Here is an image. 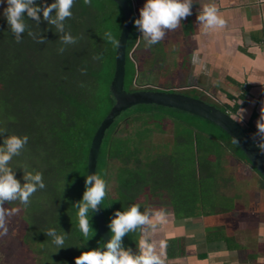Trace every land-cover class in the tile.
<instances>
[{"label":"trees","instance_id":"obj_1","mask_svg":"<svg viewBox=\"0 0 264 264\" xmlns=\"http://www.w3.org/2000/svg\"><path fill=\"white\" fill-rule=\"evenodd\" d=\"M126 1L133 8L131 0ZM72 13L65 21V31L78 38L73 45L62 44L63 34L43 19L36 25L30 18L25 22L36 39L26 31L17 43L3 11L0 15V129L29 138L9 166L21 183L25 169L42 173L46 186L30 197L27 207L19 201L5 205L22 211L27 226L23 241L35 252L38 264H75L81 252L103 243L93 214L94 235L87 241L82 236L73 204L84 192L92 137L116 101L110 87L116 46L105 39V33L111 32L118 41L123 16L108 0H92L91 6L74 0ZM134 13L125 56L123 88L127 92L150 89L141 87L146 74L130 57L141 37L133 24L137 19ZM41 37L44 43H37ZM61 48L65 50L60 52ZM205 102L232 115L226 109L229 106ZM163 120L170 122L172 132L177 127L172 133L173 150L167 154L150 152L151 143L150 147L146 144L149 134L162 133ZM3 139L0 136V144ZM225 152L264 181L235 142L209 121L160 105L129 106L105 131L97 157L96 174L108 187L114 184L101 204L107 229L115 211L146 197L167 201L176 220L214 213L220 206L218 197L225 198L220 189L226 182L221 172H216L222 168ZM50 228L67 233L64 248L57 250L52 238L46 236ZM129 234L123 242L129 241L127 246L132 250L139 233Z\"/></svg>","mask_w":264,"mask_h":264},{"label":"crops","instance_id":"obj_2","mask_svg":"<svg viewBox=\"0 0 264 264\" xmlns=\"http://www.w3.org/2000/svg\"><path fill=\"white\" fill-rule=\"evenodd\" d=\"M207 3L217 7L225 21L222 28L205 30L198 24L196 17ZM165 37L183 59L176 77L184 90L229 106L228 112L253 139L264 100V0H193L192 15ZM193 56L198 57L197 63ZM254 142L260 146L264 141ZM222 178L227 187L228 179ZM259 201L264 203L262 194ZM250 207L251 202L247 208L236 204L223 210L219 206L210 215L177 220L169 207L164 209L167 222L154 234H146L167 242L165 264H264V219L256 217ZM230 223L235 234L228 230ZM248 231H253L250 242Z\"/></svg>","mask_w":264,"mask_h":264},{"label":"clouds","instance_id":"obj_3","mask_svg":"<svg viewBox=\"0 0 264 264\" xmlns=\"http://www.w3.org/2000/svg\"><path fill=\"white\" fill-rule=\"evenodd\" d=\"M83 2L91 6L92 0H83ZM3 3L6 4L3 16L17 43L22 41L26 31L31 38L36 39L25 18L28 20L30 18L36 25H39L43 19L54 26L57 33L63 34L61 43L64 45L77 43L78 38L65 31V21L73 15L74 0H53L50 4L45 3L44 0H40L39 4L37 0H3ZM192 5L193 0H145L139 9V18L134 19L133 24L147 46L151 47L164 40L168 32L175 31L181 26L182 20L192 15ZM196 19L205 30L222 28L225 24L224 19L218 15L215 4L211 3L203 5ZM105 39L114 46L120 43L111 32L105 33ZM36 42L44 43L43 37ZM64 50V48L59 49L60 52ZM197 62L198 57L193 56V63ZM243 111L241 109V112ZM240 119H242L241 114ZM256 127L254 141H264V100L261 101L260 117ZM0 136L4 137L0 144V230H2L0 234H7L6 216L12 215L17 209L6 211L5 204L19 201L27 207L30 204V197L38 189H44L46 186L42 173L25 169L21 183L15 177V170L9 166L13 157L19 156L28 143V136L8 134L4 129H0ZM260 147L264 150V142L260 143ZM107 188L105 179L100 175L86 174L82 198L73 204V208L77 210L78 229L82 236L87 238L86 241L94 235L90 218L105 200ZM167 215L164 209L141 211L139 203L130 204L122 211H115L108 223L110 239L100 247L81 252L75 258V264H165L167 242L156 241L153 236L146 233L154 234L159 225L167 222ZM138 229L140 230L136 241L138 251L133 252L124 246L123 238L129 233L137 232ZM45 234L52 238L57 250L64 248L67 233L64 231L58 233L55 228H50Z\"/></svg>","mask_w":264,"mask_h":264},{"label":"rangeland","instance_id":"obj_4","mask_svg":"<svg viewBox=\"0 0 264 264\" xmlns=\"http://www.w3.org/2000/svg\"><path fill=\"white\" fill-rule=\"evenodd\" d=\"M130 2L134 9V5H137V13L135 11L134 12L135 16L139 18V9L143 6L145 0H131ZM5 6L6 4L3 3V0H0V15ZM177 34L178 33H176V35ZM175 48L176 47H174V49ZM174 49L172 48L169 39L166 37L160 43L152 45L151 47L147 46L142 36L139 38L130 54V57L135 61V66L139 68V71L141 73L143 72V75L146 74L144 75L145 77L143 78V82L141 84L143 86L141 87H149L150 89L156 87L157 89L179 92L191 97L198 96L211 104L214 103V105L219 107L218 102L213 100L212 103V100L210 101V97L204 94L200 95V93L193 92L192 90H184V84L179 83L176 77V67L179 63L180 69L183 68V59L180 57L181 54L179 56L177 53H174ZM154 121L150 120L149 122L153 123ZM161 124L163 132L154 133L152 136L148 133L149 138H151L146 144L150 147L149 144L151 143L150 152L167 154L173 150V147L170 150L172 133L175 134L177 127H175V130L173 129L174 132H172V128L168 120H163ZM145 154L147 156V152H145ZM220 165L222 168L217 169L216 172H218V174L221 172V176L227 178L229 183V185L227 184V188L224 186L220 189L221 193L228 194L225 195V198L218 197L217 201L219 202L221 209H232L231 207L233 205L236 206V204H240L243 208H247L250 202L255 201L261 196V194L264 196V181H262L260 178H255L252 175L251 170L243 164L238 163L229 152H225L222 155V163ZM113 186L114 184L110 183V186L107 188V190L112 192ZM139 204L143 205L142 209L144 211L146 209L149 212L152 209H169L170 207L167 201L162 199L158 200L155 197L141 198ZM259 205V209L263 211L264 204H262V201L259 202ZM5 209L6 211L17 209V211H15L10 216H6V226L8 231L7 234H0V264H38L37 257L34 254L35 252L30 248V245H27V243L23 241L27 226L22 220V211L18 207L10 208L6 205ZM249 222L251 224L253 223V220ZM231 226L232 224L230 223L228 224L229 228H227L230 233L235 234V231L231 228ZM210 227H208V229H211ZM252 232L253 231H248V241L253 234ZM138 233L139 229L137 230L136 234ZM136 241L137 237L135 236L134 242L136 243ZM128 242H123L126 248H129L127 246ZM136 248L137 247L135 246L132 248V250L135 249L138 251Z\"/></svg>","mask_w":264,"mask_h":264},{"label":"water","instance_id":"obj_5","mask_svg":"<svg viewBox=\"0 0 264 264\" xmlns=\"http://www.w3.org/2000/svg\"><path fill=\"white\" fill-rule=\"evenodd\" d=\"M108 1L117 5L123 16V25L118 38L120 43L116 46L114 73L110 82V87L114 91L116 101L106 117L101 121L92 137L87 154L86 174L96 173L97 157L103 136L115 118L129 106L150 104L169 107L193 114L216 125L235 142L250 164L264 179V151L253 141L242 124L234 117L199 98H193L174 91L157 88L140 89L132 92L124 90L126 45L132 27L133 8L126 0ZM93 216L102 242L106 243L108 239H110V233L106 226L102 205L99 206L98 211L93 213Z\"/></svg>","mask_w":264,"mask_h":264},{"label":"flooded vegetation","instance_id":"obj_6","mask_svg":"<svg viewBox=\"0 0 264 264\" xmlns=\"http://www.w3.org/2000/svg\"><path fill=\"white\" fill-rule=\"evenodd\" d=\"M134 11H135V9H134ZM133 11V12H134ZM135 14V13H134ZM156 88V87H155ZM229 185V184H228ZM227 188V187H226ZM259 199H260V197H258L255 201H253V202H251V207H250V211L252 210V213L256 216V217H259V218H261L262 217V219H264V215L262 216L261 214L259 215V213H261V212H263L264 213V209H263V211H261L260 209H259V207H260V205H259ZM262 204H264V203H262ZM146 210V209H145ZM173 216H174V214H173ZM175 218V217H174ZM139 235H140V230H139ZM139 235H138V238H139Z\"/></svg>","mask_w":264,"mask_h":264},{"label":"built area","instance_id":"obj_7","mask_svg":"<svg viewBox=\"0 0 264 264\" xmlns=\"http://www.w3.org/2000/svg\"><path fill=\"white\" fill-rule=\"evenodd\" d=\"M264 151V150H263Z\"/></svg>","mask_w":264,"mask_h":264}]
</instances>
